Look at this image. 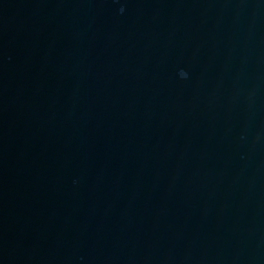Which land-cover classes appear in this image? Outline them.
Wrapping results in <instances>:
<instances>
[{"label":"water","instance_id":"95a60500","mask_svg":"<svg viewBox=\"0 0 264 264\" xmlns=\"http://www.w3.org/2000/svg\"><path fill=\"white\" fill-rule=\"evenodd\" d=\"M0 264H264V0H0Z\"/></svg>","mask_w":264,"mask_h":264}]
</instances>
